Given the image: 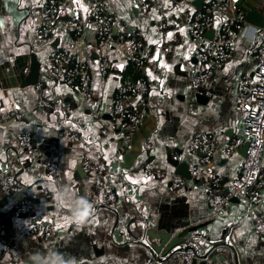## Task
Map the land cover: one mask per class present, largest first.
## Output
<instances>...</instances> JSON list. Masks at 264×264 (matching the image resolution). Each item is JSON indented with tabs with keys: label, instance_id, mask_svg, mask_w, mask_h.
Masks as SVG:
<instances>
[{
	"label": "crops",
	"instance_id": "0c3cea01",
	"mask_svg": "<svg viewBox=\"0 0 264 264\" xmlns=\"http://www.w3.org/2000/svg\"><path fill=\"white\" fill-rule=\"evenodd\" d=\"M144 1L153 5L150 14L141 10ZM210 1L226 0H203L201 8ZM246 1L248 11L263 9L264 22V0ZM54 3L60 6L57 27L48 36L41 35L47 10ZM106 3L116 17V41L111 44L98 36L97 20L87 3L0 0V114L17 110L28 114L0 123V179L6 170L13 171L16 177L11 196L4 194L0 181V264H42L41 256H48L43 258V264H51L55 252L65 259L74 258L75 264H147L149 253L136 243L147 222L164 228L171 224L177 227L185 221L209 220L213 239L228 240L241 250L246 264H259L264 259V236L255 227L261 208L250 210L252 193L234 199L227 207L228 216L216 221L211 216L212 198L227 194L231 179L242 171L245 145L235 151L223 145L217 147L209 164L212 171L179 187L172 185V175L177 173L171 161L187 160L190 170L206 154L204 146L191 149L193 138L213 133L232 142L239 135L243 112L236 96L244 75L257 78L262 39L259 30L264 29V23L259 26L246 21L242 31L234 35L233 56L217 70L208 96L193 90L189 81L192 73L203 69V46L193 40L188 30L194 13L201 8L180 0ZM240 13L246 20L245 13ZM76 17L84 20L82 38L91 66L90 98H82L77 86L54 78L48 63L53 54L71 44L70 33L75 28L69 22ZM160 21L167 22L168 27L161 28ZM131 34H139L152 47L144 67H139L149 89L141 90L145 82L133 87L124 81L137 90L129 91L128 105L140 116L141 123L122 128L115 102L122 73L130 62L122 40ZM33 56L41 63V78L36 85L23 86L21 82L29 76ZM104 58L109 63L107 72L100 67ZM199 93L206 96L202 101ZM41 100H46L47 105L40 106ZM26 131L32 133L34 150H21L15 141ZM136 135L143 139V149L132 168L125 169L121 157L129 154ZM84 157L113 164L115 173L108 180L118 203L113 211L91 212L86 223L77 225L70 219L72 208L81 197L87 199L86 189L93 186L91 175H80L77 170ZM53 161L64 164L59 177L49 173ZM148 163L166 174L159 177L155 172L146 173ZM261 164L264 168V153ZM23 198L36 203L34 212L19 211ZM117 218L119 224L115 226ZM49 221L55 223L57 233L74 229L75 234L59 240L30 232L36 223L49 225ZM12 248L17 251V260ZM218 250L223 257L208 264H233L230 251L222 247ZM180 260L174 257L162 264H181Z\"/></svg>",
	"mask_w": 264,
	"mask_h": 264
},
{
	"label": "built area",
	"instance_id": "2783aa9c",
	"mask_svg": "<svg viewBox=\"0 0 264 264\" xmlns=\"http://www.w3.org/2000/svg\"><path fill=\"white\" fill-rule=\"evenodd\" d=\"M81 5L86 3L90 6L93 15L96 17L98 26L97 33L105 44H111L116 41L114 32L116 17L106 3V0H76ZM178 1V0H173ZM241 0H226L224 2L210 1L201 9L194 13L193 19L188 26L189 33L193 40L201 43L202 51L200 61L203 69L194 72L190 76V85L193 90L201 91L206 95L212 94L213 79L217 70L228 61L234 53L232 38L236 33L242 31L246 23L244 15L240 13L239 2ZM185 4H191L192 0H180ZM153 5L150 1H144L141 4V10L145 14L153 11ZM60 6L54 3L47 10V22L39 30L41 35L48 36L51 31L57 27L59 22ZM227 13H231V17H227ZM161 28H167L165 21H160ZM69 25L81 31L78 40L71 42L66 49L58 50L49 58V67L52 75L56 79L62 80L64 83L77 86L82 98L92 97L90 88L91 82V66L84 48L83 42V18L76 17L69 22ZM214 29L213 38L207 36V32ZM126 35V31L124 32ZM124 35L122 37H124ZM262 37L259 49V65L256 69L257 78L250 74H246L241 78L239 92L236 96L238 108L243 112V127L239 135L232 141L227 142L221 136L213 133H205L193 138L190 142L192 150L206 148L204 158L198 164L190 167L191 179L174 174L172 175L173 187H179L188 181L201 179L205 173L211 172L209 166L211 156L215 149L221 145L226 146L229 150H237L239 147L248 144L244 157L242 171L237 173L232 179L230 190L227 194L216 195L212 198L211 210L212 217L228 216L227 207L233 199L244 197L249 191L251 194L250 210L261 208L260 214L256 217V230L264 234V168L261 164V158L264 153V29L259 30ZM125 43L128 52L129 61L135 62L137 66L144 67L145 61L152 53V47L145 44L139 34H131ZM101 71L107 72L109 63L104 58L100 63ZM129 91H135L128 83L122 82L116 98L115 111L117 120L122 128H130L129 126H137L141 123V118L128 105ZM40 106H46V100L39 102ZM72 112V110H68ZM27 112L17 110L0 114V123L10 120H16L27 117ZM77 139L76 136L73 137ZM21 150H34L35 142L30 131L16 137ZM82 166L86 174L91 175L93 180V188L86 189V197L91 199V204H95L98 195L94 193V188L103 191L106 195V202L115 201V192L113 186L110 185L108 177L110 172L105 162H93L84 157ZM64 169L63 162L53 161L49 166V173L55 177H59ZM146 173L155 172L156 176L162 177L166 171H158L153 164L148 163L144 168ZM3 192L6 196H11L13 188L16 185V179L13 171L8 170L1 175L0 179ZM36 210V203L27 198L21 200L19 211L21 213L30 214ZM32 234L42 235L52 239H63L64 237L75 234V230H69L64 233H55L49 225L37 224L30 229ZM192 249L182 255L181 264H191L196 253H200L202 247L197 242H191ZM12 256L17 260L14 248L11 250ZM50 264V263H45ZM155 264V263H152Z\"/></svg>",
	"mask_w": 264,
	"mask_h": 264
},
{
	"label": "water",
	"instance_id": "95a60500",
	"mask_svg": "<svg viewBox=\"0 0 264 264\" xmlns=\"http://www.w3.org/2000/svg\"><path fill=\"white\" fill-rule=\"evenodd\" d=\"M203 0H194L192 2L197 8H201ZM248 2L246 0H241L239 2L240 10L245 13L246 21L250 23H254L259 26H263V19H262V8H255L259 11H248ZM255 3H258L255 0ZM256 17L257 20L253 18ZM117 30V27H115ZM214 29H211L207 32V36L213 38ZM41 78V63L37 61V59L33 56V60L30 66V73L27 78L23 77L22 85H36ZM206 96L203 93H199V98L201 101ZM133 144L129 154L125 153L122 159V167L125 169H130L134 165V161L138 157V155L142 152L143 145L142 140L138 135L133 137ZM248 144H245L244 148L247 149ZM105 164L108 166L110 175L115 173V169L113 164L104 161ZM171 164L175 167L176 173L180 174L181 176L190 179L191 174L189 170V162L187 160H182L178 162L171 161ZM80 175H85L82 164L77 168ZM8 171V170H6ZM6 171H3L4 174ZM2 174V175H3ZM16 179V177H15ZM93 188V186H92ZM94 193L98 195L97 201L95 204H92L93 210L92 213H97L100 209H108L113 211L114 208L117 206L118 203V196L115 192V201L108 203L106 202V195L103 191L94 188ZM115 191V190H114ZM87 200L91 203V199L87 198ZM234 200V199H233ZM212 211V210H211ZM213 212H211L212 216ZM226 217V216H225ZM218 218L222 217H213L212 220H217ZM40 225H47L43 223H36ZM119 224V218H117L116 225ZM49 226H51L55 233H57L55 223L53 221H49ZM211 228V221L205 222H191L185 221L180 222L177 224V227L171 225H166L164 228H158L155 225L150 224L147 222L145 227L143 228V232L141 233L140 237L136 240L137 244H141L145 247L147 252L149 253L150 260L147 264H162L167 260L178 257L179 259L182 258V255L189 250L192 249L191 242L197 240L198 244L202 247L200 253H196L194 259L192 260L191 264H208V261H215L216 258L223 257L221 254L222 252L218 250V248H225L231 252V256L233 259V264H246L243 258V253L241 250L236 246L231 244L228 240L222 238L215 240L213 239ZM259 233V232H258ZM261 234V233H259ZM264 236V234H261ZM230 254V253H229ZM251 264V263H247ZM264 264V259L259 263Z\"/></svg>",
	"mask_w": 264,
	"mask_h": 264
},
{
	"label": "clouds",
	"instance_id": "9594fccd",
	"mask_svg": "<svg viewBox=\"0 0 264 264\" xmlns=\"http://www.w3.org/2000/svg\"><path fill=\"white\" fill-rule=\"evenodd\" d=\"M57 197L59 198L58 194ZM92 210H93L92 204L86 198L81 197L76 202V206L72 208V215L70 219L72 222L76 223L77 225L84 224L87 222V218L90 216ZM35 256H40V255L36 254ZM45 257L41 256L42 264H43V258ZM51 264H75V259L74 258L65 259V257L62 254L55 252L51 258Z\"/></svg>",
	"mask_w": 264,
	"mask_h": 264
},
{
	"label": "trees",
	"instance_id": "16d2710c",
	"mask_svg": "<svg viewBox=\"0 0 264 264\" xmlns=\"http://www.w3.org/2000/svg\"><path fill=\"white\" fill-rule=\"evenodd\" d=\"M81 31L78 29H73L70 33L71 42L79 39ZM67 47L63 48L66 49ZM122 80L129 82L133 87L137 84L145 82L146 85L143 86L141 90L148 91L149 84L147 83L146 76L143 69L139 68L135 62L130 61L122 73ZM137 91V90H135Z\"/></svg>",
	"mask_w": 264,
	"mask_h": 264
}]
</instances>
